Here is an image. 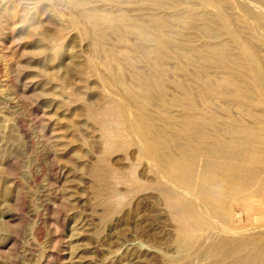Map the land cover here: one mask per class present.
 Wrapping results in <instances>:
<instances>
[{
  "label": "bare ground",
  "instance_id": "1",
  "mask_svg": "<svg viewBox=\"0 0 264 264\" xmlns=\"http://www.w3.org/2000/svg\"><path fill=\"white\" fill-rule=\"evenodd\" d=\"M1 29L32 50L36 111L98 136L88 175L159 194L176 264H264V0H0Z\"/></svg>",
  "mask_w": 264,
  "mask_h": 264
},
{
  "label": "rangeland",
  "instance_id": "2",
  "mask_svg": "<svg viewBox=\"0 0 264 264\" xmlns=\"http://www.w3.org/2000/svg\"><path fill=\"white\" fill-rule=\"evenodd\" d=\"M24 42L1 29L0 264H176L175 225L159 194L139 198L113 175H88L84 157L98 136L54 130L61 115L36 111L39 94L28 88L40 80ZM57 137L79 151L68 164L55 153ZM105 177L122 199L96 196Z\"/></svg>",
  "mask_w": 264,
  "mask_h": 264
}]
</instances>
